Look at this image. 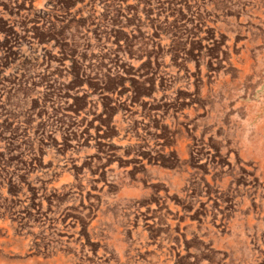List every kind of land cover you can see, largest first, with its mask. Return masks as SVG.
<instances>
[{"label":"rangeland","instance_id":"374dc122","mask_svg":"<svg viewBox=\"0 0 264 264\" xmlns=\"http://www.w3.org/2000/svg\"><path fill=\"white\" fill-rule=\"evenodd\" d=\"M0 21V264H264V0Z\"/></svg>","mask_w":264,"mask_h":264},{"label":"trees","instance_id":"16d2710c","mask_svg":"<svg viewBox=\"0 0 264 264\" xmlns=\"http://www.w3.org/2000/svg\"><path fill=\"white\" fill-rule=\"evenodd\" d=\"M2 24L4 25L3 22ZM23 38L24 37H22L15 30V26H12L9 31H5L4 28H0V60L22 54L24 45ZM36 38L39 39L37 34Z\"/></svg>","mask_w":264,"mask_h":264}]
</instances>
